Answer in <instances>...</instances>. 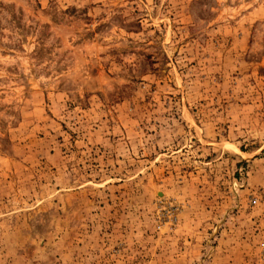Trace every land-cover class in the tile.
Listing matches in <instances>:
<instances>
[{
  "label": "rangeland",
  "instance_id": "374dc122",
  "mask_svg": "<svg viewBox=\"0 0 264 264\" xmlns=\"http://www.w3.org/2000/svg\"><path fill=\"white\" fill-rule=\"evenodd\" d=\"M0 264H264V0H0Z\"/></svg>",
  "mask_w": 264,
  "mask_h": 264
}]
</instances>
